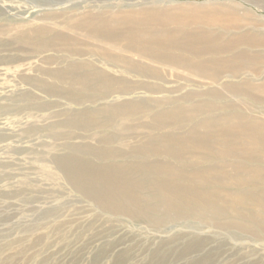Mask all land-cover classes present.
<instances>
[{
  "label": "rangeland",
  "instance_id": "374dc122",
  "mask_svg": "<svg viewBox=\"0 0 264 264\" xmlns=\"http://www.w3.org/2000/svg\"><path fill=\"white\" fill-rule=\"evenodd\" d=\"M127 11L157 14L159 22L190 34L208 32L202 35L205 42L234 40L237 47L225 55L242 67L235 77L225 72L216 82L179 68L165 75L158 95L181 99L191 91L194 104L207 100L204 92H217L229 113L239 110L246 121L264 124V92L256 89L264 83V0H0V264H264V227L243 229L234 223L232 228L196 216L154 223L112 212L75 188L56 166V157L68 155L65 144L98 146L93 137L106 131L64 127L55 137L50 125L68 112L103 103L70 104L33 80L51 65L50 58L70 54L57 51L61 46L43 47L41 36L21 34L39 27H47L50 37L70 32L87 52L92 40L74 33V18ZM221 12L232 15L221 22L206 19ZM239 48L245 53L236 54ZM189 161L186 155L181 163Z\"/></svg>",
  "mask_w": 264,
  "mask_h": 264
},
{
  "label": "bare ground",
  "instance_id": "6f19581e",
  "mask_svg": "<svg viewBox=\"0 0 264 264\" xmlns=\"http://www.w3.org/2000/svg\"><path fill=\"white\" fill-rule=\"evenodd\" d=\"M229 15L206 19L221 22ZM160 22L157 14L146 11L77 16L72 30L92 40L87 52L80 51L70 32L50 37L47 27H32L21 34L41 36L43 47L61 46L57 51L70 54L49 57L51 65L33 80L70 104L103 103L68 112L50 125L55 137L64 127L106 131L93 137L98 146L65 144L68 155L56 157V166L75 188L112 212L154 223L196 216L226 226L239 223L243 229L264 227V124L246 121L239 110L229 113L217 92H204L207 100L194 104L191 91L181 99L158 95L165 75L179 68L216 82L225 72L235 77L242 67L225 54L237 43L218 37L205 42L202 35L208 32L190 34ZM238 53L245 51L239 48ZM256 89L264 92V83ZM141 92L150 98L135 97ZM133 129L146 133L134 136ZM186 155L190 161L183 164Z\"/></svg>",
  "mask_w": 264,
  "mask_h": 264
}]
</instances>
